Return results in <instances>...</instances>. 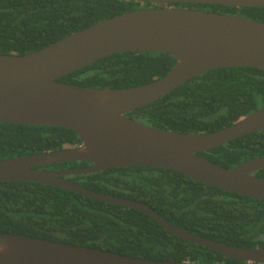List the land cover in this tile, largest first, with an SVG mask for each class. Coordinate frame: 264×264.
<instances>
[{"label":"trees","instance_id":"1","mask_svg":"<svg viewBox=\"0 0 264 264\" xmlns=\"http://www.w3.org/2000/svg\"><path fill=\"white\" fill-rule=\"evenodd\" d=\"M159 7L197 9L264 23V8L159 6L123 0H0V55H27L101 21L140 8ZM174 65L175 59L162 53L116 54L58 82L84 88L126 89L159 80ZM263 106L264 70L222 69L196 77L126 117L164 131L209 134ZM80 144L68 129L0 122V160ZM199 156L224 169L264 157V130ZM88 165L65 163L41 169ZM254 176L264 178V169ZM67 180L98 194L142 203L190 234L229 246L264 249L263 201L229 194L167 169L117 168ZM0 233L154 261L249 264L182 241L138 211L37 183H0Z\"/></svg>","mask_w":264,"mask_h":264},{"label":"water","instance_id":"2","mask_svg":"<svg viewBox=\"0 0 264 264\" xmlns=\"http://www.w3.org/2000/svg\"><path fill=\"white\" fill-rule=\"evenodd\" d=\"M264 8V0H123ZM162 53L175 59L161 79L126 89H95L58 80L116 54ZM235 68L264 70V23L242 16L174 7L140 8L96 23L22 56L0 55V122L64 128L81 144L60 151L0 160V183H37L138 211L187 243L225 258L264 264V249L225 245L190 234L148 206L102 195L65 177L117 168L167 169L229 194L264 202V157L224 169L199 156L264 130V106L217 132L184 134L126 117L203 74ZM86 162V168H41ZM0 264H190L123 256L98 249L0 233Z\"/></svg>","mask_w":264,"mask_h":264},{"label":"flooded vegetation","instance_id":"3","mask_svg":"<svg viewBox=\"0 0 264 264\" xmlns=\"http://www.w3.org/2000/svg\"><path fill=\"white\" fill-rule=\"evenodd\" d=\"M43 170H48V171H61V170H66V169H59V170H57V169H43ZM68 177H70V176H68ZM65 178L67 179V177H65Z\"/></svg>","mask_w":264,"mask_h":264}]
</instances>
